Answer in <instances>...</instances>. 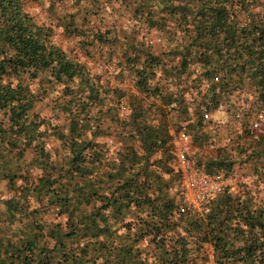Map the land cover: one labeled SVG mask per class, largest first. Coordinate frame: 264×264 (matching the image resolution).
Segmentation results:
<instances>
[{
  "label": "trees",
  "instance_id": "obj_1",
  "mask_svg": "<svg viewBox=\"0 0 264 264\" xmlns=\"http://www.w3.org/2000/svg\"><path fill=\"white\" fill-rule=\"evenodd\" d=\"M60 3L0 0V264H206L208 246L264 264V132L247 128L264 125V0ZM191 113L194 163L254 176L200 213L179 211L169 153Z\"/></svg>",
  "mask_w": 264,
  "mask_h": 264
},
{
  "label": "built area",
  "instance_id": "obj_2",
  "mask_svg": "<svg viewBox=\"0 0 264 264\" xmlns=\"http://www.w3.org/2000/svg\"><path fill=\"white\" fill-rule=\"evenodd\" d=\"M160 41L159 38H156ZM172 61L170 62V64ZM125 109L122 106L121 110ZM220 117L225 120V107H219ZM196 115L191 113L186 120L180 122V127L171 129V144L169 153L174 159V165L180 172V188L182 199L178 205L180 212L195 211L200 213L202 210L201 204L204 200L211 197L217 191L224 187L235 189L240 185L249 184L254 177L252 174H241L236 171L230 175L223 173H215L209 175L205 172L203 164L196 165L190 158L193 152V142L191 134L186 130V126L195 120ZM204 119L210 118V113L206 110L202 112ZM248 131L250 134H255L258 131L264 132V125L258 118H252L248 123ZM106 150L105 157L109 159L115 152L121 148V144L112 137L105 138ZM216 144L211 141H203L200 148L206 152L214 150ZM206 264H215L212 247L208 246Z\"/></svg>",
  "mask_w": 264,
  "mask_h": 264
},
{
  "label": "rangeland",
  "instance_id": "obj_3",
  "mask_svg": "<svg viewBox=\"0 0 264 264\" xmlns=\"http://www.w3.org/2000/svg\"><path fill=\"white\" fill-rule=\"evenodd\" d=\"M45 3H46V2H45ZM45 3L43 4L44 7H46V5H47V4H45ZM44 7H41V5L38 6L35 12H38V13L41 14L42 16H45V13H44V10H43ZM58 10H59L58 12H61V14H64V13L69 14V12H72L73 10H75V8H74V6L71 4V0H63V3H62V4H61V3L59 4V9H58ZM43 18H44V17H43ZM156 38H158V37L155 36V35H150V36L147 37V39H149V41L155 43L154 46L156 47L155 50L157 51L158 48H159L158 44H159L160 41H157ZM55 40H57V41L59 42V44H61V46L65 47V48H67V49H70V48L74 49V47H75V40H74V39L72 40V39H69V38H68V39L65 38V37L63 36V34L61 33V29H60V28H57V29H56ZM155 47H154V48H155ZM95 58H98V56L96 55ZM95 60H96V59H95ZM95 60H94V61H95ZM96 65H97V62H96V63H95V62L92 63V66H93V67H95ZM99 68L101 69L102 67L99 66ZM106 77H109V74L106 73ZM132 84H133V83H132V79H131V77H130V76L127 77V78H126L125 86H126L127 88H132ZM216 115H218V116L214 117V119H215L217 122L220 121V120H223V119L220 117V112H218ZM175 118H176V116H175ZM176 119H177V118H176ZM181 121H183L182 118H181ZM237 125H238V124H237ZM217 129H218V131H217L213 136H211V138H215L214 141L216 140V143L219 145V144L222 143V141H223L222 137L224 136V134H225L226 132H224L223 126L218 127ZM211 138L206 139L205 141H207V140H211ZM212 140H213V139H212ZM196 147H197V146H196ZM196 149H197V148H195L194 151H196ZM192 153H193V152H192ZM192 153H191V155H192ZM195 153L201 155L202 152H199V151L197 150ZM1 192H2V191H0V197L3 196V194H1Z\"/></svg>",
  "mask_w": 264,
  "mask_h": 264
}]
</instances>
